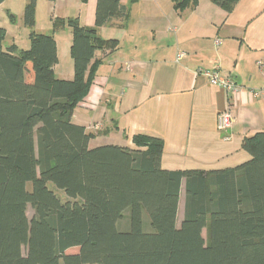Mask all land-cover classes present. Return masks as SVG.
Segmentation results:
<instances>
[{
  "label": "trees",
  "instance_id": "1",
  "mask_svg": "<svg viewBox=\"0 0 264 264\" xmlns=\"http://www.w3.org/2000/svg\"><path fill=\"white\" fill-rule=\"evenodd\" d=\"M212 1L230 12L238 0ZM36 7H25L31 28ZM128 18L121 0H98L93 28L54 20L55 30L72 29V80L55 75L53 34L33 31L30 48L17 51L4 48L0 26V264H264V131L245 137L252 158L237 168L170 171L160 137L136 134L135 149L92 147V133L74 122L95 81L97 50L116 44L98 28ZM126 210L130 228L122 225Z\"/></svg>",
  "mask_w": 264,
  "mask_h": 264
},
{
  "label": "crops",
  "instance_id": "2",
  "mask_svg": "<svg viewBox=\"0 0 264 264\" xmlns=\"http://www.w3.org/2000/svg\"><path fill=\"white\" fill-rule=\"evenodd\" d=\"M121 1L129 9L128 21L120 26L114 19L98 28L99 36L116 44L97 50L94 84L73 113L74 122L92 133L90 145L135 149L134 135L157 136L164 142L162 166L170 171L214 172L251 160L243 141L264 131V96L250 94L264 89V0H238L230 12L212 0L183 9H177V0ZM28 2L23 1L25 7ZM97 2L53 0L57 13L51 14L52 24L56 18H73L93 28ZM66 26L35 32L54 35L55 75L72 80L73 35L71 27L62 35ZM179 53L184 55L179 58ZM216 68L235 79L238 93L228 94L199 73ZM228 107L234 121L221 130L218 117ZM94 124L100 128L90 129ZM181 185L179 213L182 205L185 210L187 180Z\"/></svg>",
  "mask_w": 264,
  "mask_h": 264
},
{
  "label": "rangeland",
  "instance_id": "3",
  "mask_svg": "<svg viewBox=\"0 0 264 264\" xmlns=\"http://www.w3.org/2000/svg\"><path fill=\"white\" fill-rule=\"evenodd\" d=\"M24 0H6L5 4L0 8V26L6 29V37L3 43L4 48L11 46L13 42H15L17 51L22 49L30 48L31 46V39L30 35L33 31L45 30L50 28L52 29V17L51 14L57 13L56 4L53 3V0H37V7H36V23L34 27H28L24 24V8L25 5L23 3ZM12 8L9 12L6 9ZM70 28V27H69ZM67 26L62 30L63 34H68L69 31ZM66 31V32H65ZM91 129V128H90ZM97 130V129H92ZM51 189L56 190L57 194L63 201L68 200V197L64 194L63 191H60L56 188L53 183H49L48 185ZM27 214L29 218H32L34 211L31 206L27 209ZM147 216H145L146 219ZM184 218L183 212V205L180 208V213L178 216V226H180L181 221ZM148 219V218H147ZM125 222L128 224V228H130V211H125V218L122 222V225H125ZM126 227V226H125ZM123 227V228H125ZM122 229V227H120ZM203 235L207 238V231H203Z\"/></svg>",
  "mask_w": 264,
  "mask_h": 264
},
{
  "label": "built area",
  "instance_id": "4",
  "mask_svg": "<svg viewBox=\"0 0 264 264\" xmlns=\"http://www.w3.org/2000/svg\"><path fill=\"white\" fill-rule=\"evenodd\" d=\"M183 55L184 53H179L178 57L180 58ZM134 64H135L134 62L128 64L127 68L132 69ZM260 67L264 68V64L260 63ZM199 73L206 76L213 85L223 88L225 91H227L228 94H231V93L236 94L241 89V86H239V84L235 81L234 78L230 76L223 77L218 68L214 70L201 69L199 70ZM250 94L253 95L254 97H262L264 96V89H260V90L252 89L250 90ZM233 121H234V112L231 107H228L227 109H225L219 114V117H218L219 129L221 130L227 129L233 123ZM90 128L99 129L100 125L94 124Z\"/></svg>",
  "mask_w": 264,
  "mask_h": 264
}]
</instances>
